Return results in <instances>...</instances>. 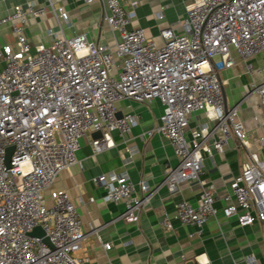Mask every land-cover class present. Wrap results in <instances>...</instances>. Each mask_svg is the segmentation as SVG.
Segmentation results:
<instances>
[{
    "label": "built area",
    "instance_id": "2783aa9c",
    "mask_svg": "<svg viewBox=\"0 0 264 264\" xmlns=\"http://www.w3.org/2000/svg\"><path fill=\"white\" fill-rule=\"evenodd\" d=\"M128 1L130 9L120 0L105 1L104 20L119 33L113 45L89 40L84 33L66 37L51 31L50 44L32 45L24 31L27 18L45 12L32 1L26 8L14 5L0 17V26L9 25L15 37V47L0 46V264H84L86 258L78 253L86 234L80 213L65 189L51 185L61 169L78 162L75 152L81 136L100 132L91 141L96 153L114 144L112 132L123 134L138 122L133 112L117 114L119 99L161 102L163 111L146 132L166 137L178 158L175 165L166 166L161 181L170 192L183 180L201 185L196 205L182 199L175 210L180 222L198 230L216 213L214 190L201 176L203 151L211 153L208 142L218 152L232 136L248 144L247 131L237 119L238 105L225 104L220 77L234 65L233 53L248 72L263 74L252 91L264 115V0H189L185 31L161 29L162 44L141 28H128L137 4ZM48 3L57 21L68 19L66 11L56 10L52 0ZM256 55H261L262 64L255 68L250 60ZM194 110H203L206 120L187 138ZM94 179L105 188L103 200L123 202L120 217L137 221L152 191L145 179L138 182L139 195L126 170L100 173ZM229 187L224 195L226 216L236 215L241 225L264 219V161L257 150H249ZM159 222L173 226L167 211ZM36 225L43 235L29 233ZM88 229L95 225L89 223ZM195 260L213 264L203 253ZM236 264L264 261L247 254Z\"/></svg>",
    "mask_w": 264,
    "mask_h": 264
},
{
    "label": "crops",
    "instance_id": "0c3cea01",
    "mask_svg": "<svg viewBox=\"0 0 264 264\" xmlns=\"http://www.w3.org/2000/svg\"><path fill=\"white\" fill-rule=\"evenodd\" d=\"M45 7L39 17L28 16L25 35L32 45L50 44L52 35L71 37L84 33L89 40L113 45L119 39L118 31H112L104 20L106 0L86 3L83 0H52L53 7L67 12L68 19L57 21L48 0H0V17L10 13L14 5L26 8L29 2ZM130 9L128 0H120ZM135 16L128 28H141L157 44H162L161 29L172 28L174 33L185 31L186 10L189 0H136ZM160 13L161 16H157ZM15 47V37L9 25L0 26V46ZM233 66L220 72L225 104H237V119L243 122L248 134V144L242 145L235 136L229 138L223 151L211 147V153L203 151L201 176L212 186L216 213L211 215L200 230L191 223H182L175 217L176 204L185 199L196 205L201 185L196 180H183L176 191L170 192L162 183L165 168L178 161L170 141L157 132L148 134L147 128L158 121L163 111L161 102L149 103L124 97L116 102L117 114L133 112L138 122L130 131L112 132L114 144L93 153L92 139L99 136L95 130L79 138L75 155L78 162L61 169L51 188L65 189L76 205L86 234L78 251L86 258L84 264H198L197 254L203 253L213 264H236L247 254L264 261V219H256L247 225L239 224L236 215L226 216L224 195L230 192L229 183L241 170L249 150H257L264 161V115L261 114L258 96L252 85L263 79V74L248 72L245 63L233 53ZM250 62L256 68L262 64L261 55ZM256 115L257 118L253 116ZM206 120L203 110L189 114L187 138L191 129ZM126 170L135 183V193L141 194L138 182L145 179L151 188L147 202L139 209L137 221L120 217L124 208L121 201L102 199L104 186L95 176L110 171ZM50 202L48 189L44 191ZM89 197H93L90 201ZM163 211L171 216L172 227L160 224ZM95 225L89 230L88 224ZM103 242L111 246L105 249Z\"/></svg>",
    "mask_w": 264,
    "mask_h": 264
},
{
    "label": "water",
    "instance_id": "95a60500",
    "mask_svg": "<svg viewBox=\"0 0 264 264\" xmlns=\"http://www.w3.org/2000/svg\"><path fill=\"white\" fill-rule=\"evenodd\" d=\"M96 133L98 135H100V132L99 131H96ZM30 234H34V235H43L44 234V231L43 229L40 227V225H36L32 230H30L29 232ZM47 239V238H45Z\"/></svg>",
    "mask_w": 264,
    "mask_h": 264
}]
</instances>
